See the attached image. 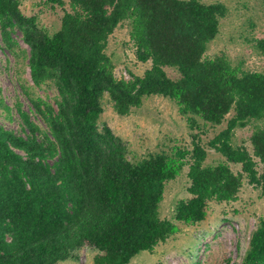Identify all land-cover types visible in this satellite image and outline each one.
Returning a JSON list of instances; mask_svg holds the SVG:
<instances>
[{
	"label": "trees",
	"instance_id": "16d2710c",
	"mask_svg": "<svg viewBox=\"0 0 264 264\" xmlns=\"http://www.w3.org/2000/svg\"><path fill=\"white\" fill-rule=\"evenodd\" d=\"M40 1L64 8L53 33L37 15L22 11V0H0L5 45L15 52L12 32L20 30L34 85H53L58 93L54 105L22 84L46 128L21 105L24 135L0 125V264H56L77 259L84 247L98 252L95 264H127L141 251H152L179 231L174 221L161 218L159 207L167 182L186 163L191 197L176 204V221L202 222L211 202L239 199L245 181L264 195V126L250 137L252 153L232 143L236 128L264 121V72L242 70L225 55L206 56L227 14L224 3ZM124 22L137 60L150 62L142 75L128 79L115 76L106 51ZM256 46L264 53V39ZM166 67L179 76L170 77ZM106 95L120 115L161 95L176 102L191 129L200 128L199 119L214 126L226 121L209 141L225 161L205 164L208 149L199 133L176 158L156 152L132 161L127 142L100 123ZM0 106L9 109L2 99ZM240 264H264V217Z\"/></svg>",
	"mask_w": 264,
	"mask_h": 264
},
{
	"label": "rangeland",
	"instance_id": "374dc122",
	"mask_svg": "<svg viewBox=\"0 0 264 264\" xmlns=\"http://www.w3.org/2000/svg\"><path fill=\"white\" fill-rule=\"evenodd\" d=\"M205 3L221 2L227 7V14L220 20V31L209 42L206 56L225 55L233 65L242 70L264 72V53L256 46L264 39V6L262 0H200ZM22 11L27 15H37L38 22L49 32L60 28L64 8L47 6L40 0H22ZM66 9L69 7L66 6ZM128 22L121 24L110 36L107 53L116 68L115 76L130 78L132 74L142 75L150 67V62H140L130 39ZM12 38L19 47L15 52L9 49L0 34V99L9 109L0 106V125L24 135L18 106L27 111L42 128L45 123L38 118L27 98L22 84L32 87V92L46 101L56 104L57 90L53 85H34L28 58L23 50L29 51L20 30L12 32ZM172 78L178 71L166 67ZM231 116V115H228ZM200 128L191 129L188 121L178 111L174 100L161 95H151L143 104L128 115L118 114L108 95L104 97V111L100 123H107L117 135L128 144L129 158L136 162L156 152H166L176 158L179 149L192 147V134L199 133L202 143L208 149L205 164L215 165L225 158L209 146V141L223 128L199 119ZM263 120H252L245 127L236 128L232 143L246 146L252 153L250 137ZM234 171L240 165L231 164ZM262 165H259V169ZM186 163L178 175L167 182L159 207L161 218L174 221L179 231L165 242L159 243L152 251H141L127 264H240L249 247L252 233L260 218L264 217V195L261 190L247 181L239 193V199L226 203L211 202L206 218L196 224H184L174 219L176 204L188 199L190 180ZM98 252L84 247L78 251L77 259H67L56 264H95Z\"/></svg>",
	"mask_w": 264,
	"mask_h": 264
},
{
	"label": "built area",
	"instance_id": "2783aa9c",
	"mask_svg": "<svg viewBox=\"0 0 264 264\" xmlns=\"http://www.w3.org/2000/svg\"><path fill=\"white\" fill-rule=\"evenodd\" d=\"M126 78H127V76H126ZM128 79V78H127Z\"/></svg>",
	"mask_w": 264,
	"mask_h": 264
}]
</instances>
